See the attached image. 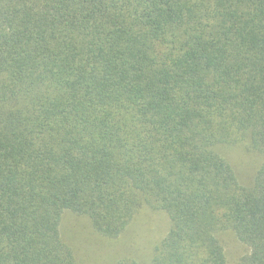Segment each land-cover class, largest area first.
<instances>
[{"label":"trees","instance_id":"1","mask_svg":"<svg viewBox=\"0 0 264 264\" xmlns=\"http://www.w3.org/2000/svg\"><path fill=\"white\" fill-rule=\"evenodd\" d=\"M144 207L151 264H226L225 233L264 264V0H0V264H76L65 212L115 240Z\"/></svg>","mask_w":264,"mask_h":264},{"label":"rangeland","instance_id":"2","mask_svg":"<svg viewBox=\"0 0 264 264\" xmlns=\"http://www.w3.org/2000/svg\"><path fill=\"white\" fill-rule=\"evenodd\" d=\"M236 170L246 181L256 161L252 155L237 149L233 153ZM169 230V219L160 211L142 208L131 220L127 230L115 240H108L96 233L85 217L70 212L62 216L60 231L70 243L76 264H115L120 257L134 259L138 264H151L154 247ZM224 248L226 264H240V259L248 254V248L240 243L232 233L219 236Z\"/></svg>","mask_w":264,"mask_h":264}]
</instances>
